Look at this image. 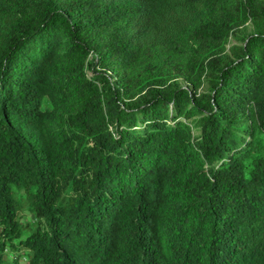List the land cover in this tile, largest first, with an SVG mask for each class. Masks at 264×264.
<instances>
[{"label":"trees","instance_id":"16d2710c","mask_svg":"<svg viewBox=\"0 0 264 264\" xmlns=\"http://www.w3.org/2000/svg\"><path fill=\"white\" fill-rule=\"evenodd\" d=\"M0 264H264V0H0Z\"/></svg>","mask_w":264,"mask_h":264},{"label":"rangeland","instance_id":"374dc122","mask_svg":"<svg viewBox=\"0 0 264 264\" xmlns=\"http://www.w3.org/2000/svg\"><path fill=\"white\" fill-rule=\"evenodd\" d=\"M247 29H248V31L250 30V28L247 27L246 29H243V30L240 32V34L244 33ZM230 40H231V42H233V43H235V42L238 41V40H237L236 38H234V37H231ZM179 81H180V83H181L182 85H184V86H188V87H191V85L189 84V82H188L186 79H184V78H180ZM26 219L33 220V216L27 212V214H26Z\"/></svg>","mask_w":264,"mask_h":264}]
</instances>
